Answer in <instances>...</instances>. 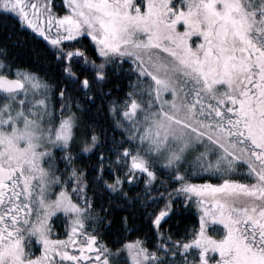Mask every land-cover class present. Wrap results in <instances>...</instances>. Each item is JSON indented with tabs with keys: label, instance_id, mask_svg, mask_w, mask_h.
Wrapping results in <instances>:
<instances>
[{
	"label": "snow or ice",
	"instance_id": "1",
	"mask_svg": "<svg viewBox=\"0 0 264 264\" xmlns=\"http://www.w3.org/2000/svg\"><path fill=\"white\" fill-rule=\"evenodd\" d=\"M0 264H264V0H0Z\"/></svg>",
	"mask_w": 264,
	"mask_h": 264
},
{
	"label": "trees",
	"instance_id": "2",
	"mask_svg": "<svg viewBox=\"0 0 264 264\" xmlns=\"http://www.w3.org/2000/svg\"><path fill=\"white\" fill-rule=\"evenodd\" d=\"M191 220H192V218L189 217L188 220H187L186 222L190 224V223H191Z\"/></svg>",
	"mask_w": 264,
	"mask_h": 264
}]
</instances>
